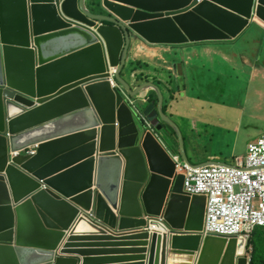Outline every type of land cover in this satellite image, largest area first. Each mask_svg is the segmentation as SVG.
I'll use <instances>...</instances> for the list:
<instances>
[{
	"label": "water",
	"instance_id": "water-1",
	"mask_svg": "<svg viewBox=\"0 0 264 264\" xmlns=\"http://www.w3.org/2000/svg\"><path fill=\"white\" fill-rule=\"evenodd\" d=\"M86 1L0 0V264H248L244 239L203 234L207 198L184 192L165 124L190 166L225 163L191 165L159 88L120 71L136 40H261L264 0ZM110 68L129 97L155 91L154 134Z\"/></svg>",
	"mask_w": 264,
	"mask_h": 264
},
{
	"label": "crops",
	"instance_id": "crops-1",
	"mask_svg": "<svg viewBox=\"0 0 264 264\" xmlns=\"http://www.w3.org/2000/svg\"><path fill=\"white\" fill-rule=\"evenodd\" d=\"M248 35L251 34L245 32L234 41L212 42L211 45L237 42ZM254 41L259 49L248 53L249 57L245 54L225 56L227 61H232L235 65H243L248 69L250 73L248 89L253 91L255 103L261 105L264 98L258 97V94L261 92L259 89L264 85V35L263 39L255 38ZM201 45L203 43L171 47L149 45L142 40H136L130 59L140 60L146 64L144 69L140 68L130 72L128 76L124 77V80L133 86L146 82L161 84L160 86L155 85L162 95L161 106L166 105L163 112L178 124L185 140L186 157L191 163H194L192 161H196L195 164L229 163L231 160L241 158V149L245 148L247 152L250 143L247 138H241L238 127L231 126L234 121L230 110L237 107L243 109L248 103L243 102L242 105L237 106L211 96L214 92L218 94L234 92L232 87L229 88V83H224V87L219 89L215 88L216 82L219 84L220 80L228 81V76H231L233 72L226 73L201 63L193 64L189 58L180 61L176 58L175 48L185 50L182 48L191 47L192 56L196 57L203 49L195 46ZM219 51L215 52L219 53ZM224 54L227 53L224 52ZM231 68L234 69L233 66ZM158 70H165V74H157ZM174 87H177L178 91L173 93ZM138 97L146 99L147 104L152 102L155 103V106L157 105L156 93L151 89L140 92ZM170 97L172 98L170 99ZM213 127L217 128V132ZM212 143L214 144L213 148H208L207 145ZM167 144L174 155H180L174 138L170 140V144ZM248 248H251L249 258L252 262L264 264V229L259 228L253 232Z\"/></svg>",
	"mask_w": 264,
	"mask_h": 264
},
{
	"label": "built area",
	"instance_id": "built-area-1",
	"mask_svg": "<svg viewBox=\"0 0 264 264\" xmlns=\"http://www.w3.org/2000/svg\"><path fill=\"white\" fill-rule=\"evenodd\" d=\"M115 73L113 68L107 78L113 87ZM35 147L23 153L32 155ZM177 167L186 176L187 193L208 196L206 232L233 235L243 230L250 232L256 225L264 226V135L249 144L247 156L237 160L236 167Z\"/></svg>",
	"mask_w": 264,
	"mask_h": 264
},
{
	"label": "rangeland",
	"instance_id": "rangeland-1",
	"mask_svg": "<svg viewBox=\"0 0 264 264\" xmlns=\"http://www.w3.org/2000/svg\"><path fill=\"white\" fill-rule=\"evenodd\" d=\"M259 37V32L254 30L251 35L245 36L241 40L233 43H223L220 45H211L210 42H205L201 46L203 50H200L196 57L192 56L191 47L182 48L185 50H179L175 48L176 58L180 61L181 59L189 58L193 64L201 63L208 67H214L220 69L226 73H232L231 76H228V81L220 80V83L216 82V89L224 87L225 84H230L234 89V92L218 94L216 92L212 93L211 96L218 100H224L228 103L234 105H242L243 102H246L243 109L240 107L232 108L230 110V115L234 121L231 126L240 130L239 135L242 139L247 138L248 141L252 142L264 134V101L261 105L255 103L256 99L254 97L253 91L248 89L249 84V71L243 65H235L232 61H227L226 56L232 57L233 54L239 56L240 54H245L249 57L248 53L253 51H258L259 47L256 46L254 39ZM254 45L255 47H253ZM208 49V50H207ZM216 50H220L219 53H216ZM206 51V52H204ZM226 52L227 54H224ZM226 55V56H225ZM225 56V58H224ZM262 61V60H260ZM264 61V58H263ZM234 67L232 70L231 67ZM157 74H165V70H158ZM253 85H256L253 83ZM261 92L258 94V97L264 98V85L259 89ZM217 132V128L213 127ZM201 130V129H199ZM222 132V131H221ZM214 144L207 145L208 148H213ZM247 154L246 149H241V158L245 157ZM238 155V153H237ZM234 161V160H233ZM229 161V164L233 162ZM195 162L196 161H192Z\"/></svg>",
	"mask_w": 264,
	"mask_h": 264
},
{
	"label": "clouds",
	"instance_id": "clouds-1",
	"mask_svg": "<svg viewBox=\"0 0 264 264\" xmlns=\"http://www.w3.org/2000/svg\"><path fill=\"white\" fill-rule=\"evenodd\" d=\"M86 7L89 9V10H92V8H93V3L91 2V0H87L86 1ZM234 41V40H233ZM226 42V41H225ZM227 42H229V41H227ZM202 43H205V42H202ZM210 43H212V42H210ZM195 44V43H194ZM188 45V44H187ZM167 46V45H166ZM184 46V45H183ZM172 47V46H171ZM257 51V50H256ZM131 53H132V50H131V52H130V54H129V58H128V60H127V62H126V64H125V66L127 65V63L129 62V60H130V57H131ZM125 66H124V68H125ZM113 68H110V72H111V70H112ZM114 69H116V68H114ZM141 69H144V67H142ZM123 70V69H122ZM121 70V71H122ZM139 70V69H138ZM121 71H120V73H121ZM137 71V70H136ZM110 77V74H109V76L107 77V78H109ZM122 77V76H121ZM133 77H134V75H133ZM123 79H125L124 77H122ZM113 80H114V83L116 84V86H111V84H110V86H111V88H115L117 91H119L126 99H127V101H128V104H129V106H130V108L131 109H133V112H134V114L141 120V121H143L144 122V126H145V128L146 129H149V130H151L152 131V129L150 128V124L145 120V117H143L142 116V110L148 105L147 104V100L146 99H144V98H142V97H138V95H140V93L137 95V96H135V97H129L128 95H127V93L125 92V90L123 89V87L115 80V78L113 77ZM108 81V80H107ZM127 82V81H126ZM110 83V82H109ZM128 83V82H127ZM129 85H132V84H130V83H128ZM133 86V85H132ZM134 88L135 87H137V86H133ZM175 92H177V90L175 91ZM130 102H132V103H130ZM152 103V102H151ZM150 104V103H149ZM142 105V106H141ZM154 105H155V103H154ZM161 108H162V106H161ZM164 110H163V108H162V112H163ZM164 113V112H163ZM165 114V113H164ZM170 118V117H169ZM170 119H172V118H170ZM173 120V119H172ZM174 121V120H173ZM175 122V121H174ZM176 123V122H175ZM177 124V123H176ZM165 127L167 128V130H168V133H167V137H168V139H166L165 137H161V142H163L164 143V145H168L167 143H169L170 144V140L171 139H175V141H176V143H177V145H178V152H180V149H179V143H178V139H177V136H176V133H175V131H174V135L172 134V131H171V127L170 126H168V125H166L165 124ZM179 127V126H178ZM171 128V129H170ZM180 129V128H179ZM181 131V130H180ZM153 132V131H152ZM182 133V132H181ZM153 134H154V132H153ZM264 134H262L261 136H263ZM182 136H183V134H182ZM260 136V137H261ZM259 137V138H260ZM259 138H257V139H259ZM256 139V140H257ZM183 140H184V137H183ZM256 140H254V141H252V142H250L249 144H251V143H253V142H255ZM33 146H35V145H33ZM249 146V145H248ZM30 147H32V146H29L28 148H30ZM37 147V146H36ZM36 147H35V151H36ZM28 148H25V149H28ZM25 149H23V150H25ZM184 149H185V140H184ZM23 150H21V151H19V152H16V153H18L17 155H19V154H25V153H23ZM168 150H169V148H168ZM170 151V153H171V155H172V158H173V160L175 161V163H176V172L177 173H179V174H183L184 176H185V174L184 173H182V172H180L179 170H178V165L180 164V165H188V166H190L188 163H186L183 159H182V156H181V154L180 155H174V153L171 151V150H169ZM12 153L13 152H10V154H11V156L12 157H16V156H13L12 155ZM247 153H248V147H247ZM34 154H35V152H34ZM34 154H32V155H34ZM185 154H186V152H185ZM25 155H29V154H25ZM246 156H247V154H246ZM245 156V157H246ZM245 157H243V158H236V159H234V161L232 162V163H225V165H223V164H209V165H203V166H197V167H193V166H190V167H192V168H199V167H205V166H212V165H220V166H230V167H236V163H237V160H240V159H244ZM189 161V160H188ZM190 162V161H189ZM190 164L191 165H200V164H194V163H191L190 162ZM186 177V176H185ZM184 183H185V180H184ZM184 192L185 193H187L186 191H185V189H184ZM187 194H189V193H187ZM189 195H203V196H206V198H207V203H206V213H205V221H204V225H203V234L204 235H206V234H213V235H220V236H225V237H238V238H242V239H244V242H245V254H243L245 257H247V259H248V264H252V260L249 258V254H250V252H251V248H248V246H249V241H250V239H251V237H252V234H253V232L256 230V229H259V228H262V229H264V226H261V225H256V226H254V228L250 231V232H247L246 230H243V231H241V232H239V233H237V234H233V235H229V234H218V233H211V232H206V230H205V224H206V218H207V208H208V196L206 195V194H189ZM158 220L157 221H159V222H162L163 221V218L162 217H158L157 218ZM149 229L151 230H156V226H150L149 227ZM77 232V231H76ZM75 232V233H76ZM83 232H85V231H83ZM75 235H77V234H75Z\"/></svg>",
	"mask_w": 264,
	"mask_h": 264
},
{
	"label": "trees",
	"instance_id": "trees-1",
	"mask_svg": "<svg viewBox=\"0 0 264 264\" xmlns=\"http://www.w3.org/2000/svg\"><path fill=\"white\" fill-rule=\"evenodd\" d=\"M145 64H146L145 62H142V61H140V60L130 59L129 62L127 63V65L125 66V68H123V70L121 71L120 75H121L122 77H126V76H128V75L130 74V72H132V71H136V70L142 68V66L145 67ZM155 84L158 85V86L161 85L159 82H155ZM176 86H177V84H176ZM176 90H178L177 87H174L173 93H174ZM171 93H172V92H171ZM171 98H172V97H170V99H171ZM165 106H166V105L164 104V105L162 106V108L164 109ZM170 129H171V128H170ZM171 131H172V134L174 135L175 133H174L173 129H171ZM252 264H255V263L252 262Z\"/></svg>",
	"mask_w": 264,
	"mask_h": 264
},
{
	"label": "bare ground",
	"instance_id": "bare-ground-1",
	"mask_svg": "<svg viewBox=\"0 0 264 264\" xmlns=\"http://www.w3.org/2000/svg\"><path fill=\"white\" fill-rule=\"evenodd\" d=\"M86 229H87V227H86L85 225H80L79 228L77 229V233H76V234H77L78 236H81V235H80V231H84V230H86ZM78 232H79V233H78ZM134 241H136V240L134 239Z\"/></svg>",
	"mask_w": 264,
	"mask_h": 264
}]
</instances>
